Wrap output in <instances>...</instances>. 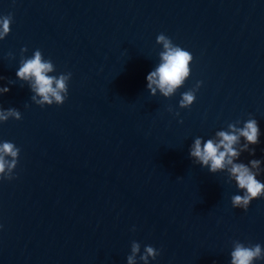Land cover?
Instances as JSON below:
<instances>
[{
  "label": "clouds",
  "instance_id": "9594fccd",
  "mask_svg": "<svg viewBox=\"0 0 264 264\" xmlns=\"http://www.w3.org/2000/svg\"><path fill=\"white\" fill-rule=\"evenodd\" d=\"M12 23L13 16L11 14L0 17V40L10 34ZM157 43L163 46V51L160 52L162 62L147 75V88L152 96H156L157 89H159L164 97H171L190 77L193 56L189 51L175 45L163 33L157 36ZM27 51V47L21 50L22 58L16 75L20 80L30 83L31 90L35 93L31 99L40 107L53 104L63 105L68 98V85L72 73H62L59 76L50 75L56 70L52 60H46L39 49L34 52L31 58H24L23 53ZM9 55L12 54L9 53ZM3 79L5 77L0 76V80ZM8 83L14 84L15 82L9 80ZM201 84L202 82H197L195 88L182 94V99L179 102L181 108H189L195 102L196 92ZM9 91V87H0V94ZM176 115L179 113L177 112ZM10 118L21 120L22 114L16 108L0 109V122H7ZM228 128L231 131L216 133L219 138L218 142L215 139L203 142L202 138H196L190 155L196 164L209 168L212 173L227 168L230 179L234 180L238 188L244 192L243 195L232 197L233 207L246 211L254 199L264 196V183L257 179V176L260 175L261 160H251L249 162L251 168L248 164L235 161L240 158L243 152L255 155V148L250 146L260 143V128L255 118H249L242 128H237L235 123L229 124ZM241 138H244L246 143L237 149L235 146L240 143ZM20 151L12 142L0 143V180L15 178L13 172L18 165ZM252 169L257 171L254 172ZM140 253V243L133 241L131 254L127 257V264H138V256L143 264H149V258L155 260L160 255V252L151 245H146L144 253L142 255ZM256 260H264V247L260 244L245 246L240 241H234L231 264H254Z\"/></svg>",
  "mask_w": 264,
  "mask_h": 264
}]
</instances>
